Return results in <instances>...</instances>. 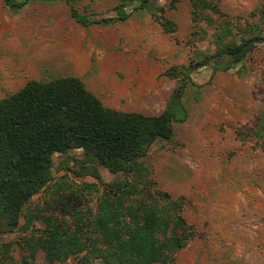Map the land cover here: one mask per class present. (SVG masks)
<instances>
[{"label": "rangeland", "instance_id": "rangeland-1", "mask_svg": "<svg viewBox=\"0 0 264 264\" xmlns=\"http://www.w3.org/2000/svg\"><path fill=\"white\" fill-rule=\"evenodd\" d=\"M119 1L75 6L93 19L115 15ZM215 2L221 13L206 9L196 19L191 0H152L122 22L85 25L63 0H34L16 10L0 0V99L30 79L74 75L105 106L154 115L190 76L182 98L188 116L170 140L156 141L129 172L113 173L80 148L55 153L52 179L27 201L23 210L32 213L23 212L21 229L30 219V230H43L47 215L80 218L89 238L85 252L97 236L105 191L126 206L159 205L167 200L162 190L180 201L196 231L175 264H264V40L237 64L216 56L218 35L264 36V0ZM158 15L175 21L176 31L165 32ZM21 229L0 234V242L14 243L16 260L26 255ZM33 263L82 264L75 255L52 263L42 249Z\"/></svg>", "mask_w": 264, "mask_h": 264}, {"label": "trees", "instance_id": "trees-1", "mask_svg": "<svg viewBox=\"0 0 264 264\" xmlns=\"http://www.w3.org/2000/svg\"><path fill=\"white\" fill-rule=\"evenodd\" d=\"M20 9L34 0H5ZM71 15L85 25L114 24L128 19L134 11L145 9L152 0H120L115 15L90 19L75 6L76 0H63ZM193 13L206 9L220 12L215 0H191ZM132 4H136L133 5ZM264 16V10L261 11ZM167 33L176 31L172 19L158 15ZM230 30V23L223 28ZM264 36L256 33L224 41L216 38V56L229 57L232 64L244 60ZM190 76L186 73L174 89L160 114L124 111L105 106L84 81L74 75L48 81L30 79L18 91L0 99V234L17 229L21 215L30 218L25 203L51 179L53 156L80 148L111 172H129L158 140H170L174 127L188 112L182 101ZM84 172L92 168L81 163ZM167 200L161 204L124 203L109 191L99 199L95 220L97 236L91 245L84 234L85 223H74L53 215L43 217V230H30V219L22 227L26 234L18 241L26 255L16 260L13 242H0V264H34L39 249L50 262H65L75 255L82 264L101 259L110 264H175L180 250L195 236L193 225L181 213L180 201L168 192L158 191ZM161 196V197H162ZM162 197V198H163ZM37 230V231H36Z\"/></svg>", "mask_w": 264, "mask_h": 264}, {"label": "water", "instance_id": "water-1", "mask_svg": "<svg viewBox=\"0 0 264 264\" xmlns=\"http://www.w3.org/2000/svg\"><path fill=\"white\" fill-rule=\"evenodd\" d=\"M26 203H27V202H26ZM26 203H25V205H26ZM23 209H24V207H23ZM21 217H22V215H21ZM20 229H21V223H20V225L17 227V229H15L13 232H14V233H17V232L20 231Z\"/></svg>", "mask_w": 264, "mask_h": 264}]
</instances>
